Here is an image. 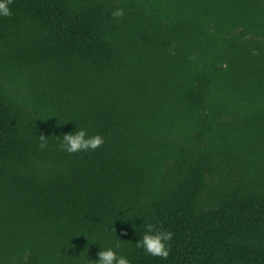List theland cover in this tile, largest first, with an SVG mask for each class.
I'll return each instance as SVG.
<instances>
[{"label":"trees","instance_id":"obj_1","mask_svg":"<svg viewBox=\"0 0 264 264\" xmlns=\"http://www.w3.org/2000/svg\"><path fill=\"white\" fill-rule=\"evenodd\" d=\"M9 7L0 264H89L116 240L131 264H264V0ZM77 126L104 143L62 150ZM146 223L173 233L166 258L135 247Z\"/></svg>","mask_w":264,"mask_h":264},{"label":"clouds","instance_id":"obj_2","mask_svg":"<svg viewBox=\"0 0 264 264\" xmlns=\"http://www.w3.org/2000/svg\"><path fill=\"white\" fill-rule=\"evenodd\" d=\"M11 3L12 0H0V17L12 15L9 7ZM124 14L122 8H117L111 13L113 17H122ZM103 143L102 135H89L85 128L78 126L75 131L63 134L60 140L62 150L68 153L95 150ZM41 146L43 147V145ZM172 236L171 231L160 230L154 224L146 223L143 225L142 234L135 242V247L153 257L166 258L169 255V242ZM120 247L119 240H116L111 246H99L100 250L96 253V259H90L89 264H131L127 256L117 253L116 250Z\"/></svg>","mask_w":264,"mask_h":264}]
</instances>
